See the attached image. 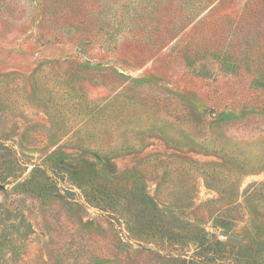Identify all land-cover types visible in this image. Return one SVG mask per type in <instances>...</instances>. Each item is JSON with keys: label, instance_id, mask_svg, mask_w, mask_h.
Listing matches in <instances>:
<instances>
[{"label": "rangeland", "instance_id": "obj_1", "mask_svg": "<svg viewBox=\"0 0 264 264\" xmlns=\"http://www.w3.org/2000/svg\"><path fill=\"white\" fill-rule=\"evenodd\" d=\"M247 2L209 0L152 47L97 34L92 0H0V264H196L216 240L223 264H264Z\"/></svg>", "mask_w": 264, "mask_h": 264}, {"label": "trees", "instance_id": "obj_2", "mask_svg": "<svg viewBox=\"0 0 264 264\" xmlns=\"http://www.w3.org/2000/svg\"><path fill=\"white\" fill-rule=\"evenodd\" d=\"M92 1L96 11L92 12L91 16H98L95 18L97 25L94 28L98 27L97 34L104 33L109 41L116 40L119 36H127L132 42L158 47L163 46L162 44L166 43L174 32L176 36L194 22L209 0H119L116 5L113 3L117 0ZM228 25L231 26L229 23ZM90 30L89 25L83 28L81 26L78 35L88 34ZM235 33L245 41L248 39H253V42L264 41V0H248L244 4L240 24H237ZM190 34L187 32L182 35L178 44L190 37ZM180 50L178 48V51ZM2 147L6 148L1 145ZM225 245L220 240L198 241L194 246L196 254L192 263L223 264L224 259L229 258L226 257ZM231 257L236 261H240L241 258L238 254H232Z\"/></svg>", "mask_w": 264, "mask_h": 264}]
</instances>
